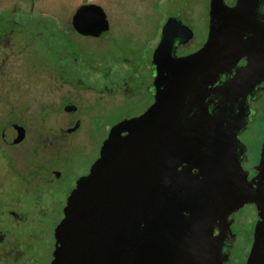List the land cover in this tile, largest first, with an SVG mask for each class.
<instances>
[{
	"label": "water",
	"instance_id": "1",
	"mask_svg": "<svg viewBox=\"0 0 264 264\" xmlns=\"http://www.w3.org/2000/svg\"><path fill=\"white\" fill-rule=\"evenodd\" d=\"M257 6L212 0L207 41L182 56L176 48L194 31L168 17L152 53L155 100L111 127L68 197L50 264H222L228 217L245 204L258 210L247 264H264V140L249 179L240 139L264 80ZM73 23L82 33L108 26L105 10L91 2Z\"/></svg>",
	"mask_w": 264,
	"mask_h": 264
},
{
	"label": "flooded vegetation",
	"instance_id": "2",
	"mask_svg": "<svg viewBox=\"0 0 264 264\" xmlns=\"http://www.w3.org/2000/svg\"><path fill=\"white\" fill-rule=\"evenodd\" d=\"M43 1L50 0H25L26 7H20L19 0H0V264H50L54 259L56 229L68 197L100 157L111 127L142 114L155 100L152 53L168 17L184 21L185 15L202 14L201 23H186L194 35L177 46L178 56L200 49L210 31L212 0H203L201 7L195 6L199 0H185L187 7L181 0H171L161 8L160 2L145 0L147 13L160 17L145 72L130 70L115 77L113 26L103 2L97 4L106 12L107 28L82 33L73 16L80 5L90 2L67 5L57 0V10L63 11L58 18L42 11ZM224 1L234 6L238 0ZM257 5L264 14V0H257ZM247 62L244 55L238 64ZM89 78L103 81L90 83ZM251 109L255 112L240 134L249 179L258 173L264 136H242L251 123L264 124V80ZM36 110L50 123L47 133L35 126ZM228 218L224 235L228 253L222 264H247L257 207L245 204ZM214 233H221L220 225Z\"/></svg>",
	"mask_w": 264,
	"mask_h": 264
},
{
	"label": "rangeland",
	"instance_id": "3",
	"mask_svg": "<svg viewBox=\"0 0 264 264\" xmlns=\"http://www.w3.org/2000/svg\"><path fill=\"white\" fill-rule=\"evenodd\" d=\"M25 0H19L20 7H26ZM59 1V0H58ZM67 5H70L72 1L75 3L81 2H103L107 9L111 22H112V35L115 41V50L112 76L119 77L121 74H129L130 70L137 74L145 72L144 64L148 61L151 51L155 46L157 40L158 30L156 29V22L160 20V17L155 14H148L144 4L145 0H62ZM159 3L158 7L161 8V3L170 5L171 0H153ZM178 1V0H177ZM46 2V1H45ZM43 5H40L42 11L51 12L54 14L52 17H60L61 12L56 8L57 0H50ZM168 2V3H167ZM143 3V4H142ZM181 4L187 7V2L181 0ZM165 5V6H166ZM203 0L196 1L195 6L201 7ZM46 8V9H45ZM56 8V10H55ZM175 8V7H174ZM160 10V9H159ZM158 10V11H159ZM161 12V11H160ZM159 12V13H160ZM52 15V14H51ZM159 15V14H158ZM184 22L188 24L201 23L202 14L197 11L190 15L183 16ZM113 42V41H112ZM106 44V42H105ZM114 44V43H113ZM88 82H102L103 79H87ZM48 119L44 117L43 112L37 111L35 113V126L42 133H47L50 128ZM264 136V124L253 122L249 126L248 130L243 134V138H263ZM96 137V136H95ZM101 136L97 134L96 138ZM255 146V144H254ZM246 210L244 208L242 211ZM255 215V211H254ZM241 224L245 225L241 222ZM247 225V222H246Z\"/></svg>",
	"mask_w": 264,
	"mask_h": 264
}]
</instances>
